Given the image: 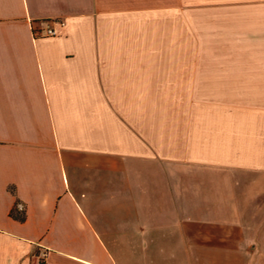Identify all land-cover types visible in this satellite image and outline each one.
Returning <instances> with one entry per match:
<instances>
[{"label":"crops","instance_id":"1","mask_svg":"<svg viewBox=\"0 0 264 264\" xmlns=\"http://www.w3.org/2000/svg\"><path fill=\"white\" fill-rule=\"evenodd\" d=\"M42 251L264 264V0H0V264Z\"/></svg>","mask_w":264,"mask_h":264},{"label":"built area","instance_id":"2","mask_svg":"<svg viewBox=\"0 0 264 264\" xmlns=\"http://www.w3.org/2000/svg\"><path fill=\"white\" fill-rule=\"evenodd\" d=\"M55 34V29L51 26L49 27H46L44 29H40L38 30L35 35L37 36H53ZM45 251H42L40 253V256H39V259H38V262L37 264H49L47 261H46V258H45Z\"/></svg>","mask_w":264,"mask_h":264},{"label":"rangeland","instance_id":"3","mask_svg":"<svg viewBox=\"0 0 264 264\" xmlns=\"http://www.w3.org/2000/svg\"><path fill=\"white\" fill-rule=\"evenodd\" d=\"M192 3V6H203V5H206V6H216V1H212V2H209V1H203L204 3H200L201 1H187V3ZM180 3V1H178V4ZM185 3V2H184ZM200 4V5H199ZM38 30L40 29H36L34 30V32L36 33ZM34 33V35H35ZM56 33V32H55ZM55 35V34H54ZM38 36V35H37Z\"/></svg>","mask_w":264,"mask_h":264}]
</instances>
